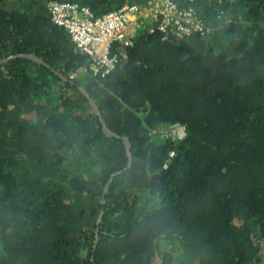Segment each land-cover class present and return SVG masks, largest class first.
Here are the masks:
<instances>
[{"label": "trees", "instance_id": "trees-1", "mask_svg": "<svg viewBox=\"0 0 264 264\" xmlns=\"http://www.w3.org/2000/svg\"><path fill=\"white\" fill-rule=\"evenodd\" d=\"M51 1L147 0H0V264H264V0H171L210 32L141 28L105 75Z\"/></svg>", "mask_w": 264, "mask_h": 264}, {"label": "built area", "instance_id": "built-area-1", "mask_svg": "<svg viewBox=\"0 0 264 264\" xmlns=\"http://www.w3.org/2000/svg\"><path fill=\"white\" fill-rule=\"evenodd\" d=\"M144 3L143 6L124 4L100 17H94L89 9L72 3L51 1L48 11L53 23L65 29L78 50L96 62L104 75L111 72L116 63L115 57L111 56L113 45L131 46L132 37L141 28L149 27L150 33L159 32L180 40L210 32L192 9H178L171 0H147ZM219 13L218 18H221L223 12ZM154 133L166 140L180 141L185 137V129L179 124L165 125ZM173 154L170 152L168 157L173 158ZM165 161L163 169L169 164L167 159Z\"/></svg>", "mask_w": 264, "mask_h": 264}, {"label": "water", "instance_id": "water-1", "mask_svg": "<svg viewBox=\"0 0 264 264\" xmlns=\"http://www.w3.org/2000/svg\"><path fill=\"white\" fill-rule=\"evenodd\" d=\"M22 57H25V58H27V59H30V60L34 61L35 63H37V64H40V65H43V66L49 67V66H48V65H47L42 59L37 58V57H35V56H33V55H22ZM7 60H9V59H7ZM4 61H6V60H2V61H0V64H1L2 62H4ZM58 76H59L64 82L67 81V79H66L65 77H63L62 75H58ZM72 84H73V83H72ZM79 91H80V92L86 97V99H87V101H88L90 107L92 108V110L94 111V113L99 117V120H100V122H101V124H102V130L104 131V133H105L106 135H108L109 137H113V138H116V139L121 138V139L124 141V143H125V149H126V154H127V157H128V165H127V168H128V167L130 166V164H131V161H132V158H131V156H130L131 144H130L129 139H128L127 137H120V136H118V135H116V134H114V133H112V132L106 131L107 128H106V126H105V124H104V122H103V119H102V117H101V115H100V112L98 111V108L96 107V104H95L94 100L90 97L89 93H88L84 88L79 87ZM113 177H114V175H112V176L110 177V180H109L108 183L106 184V187H105V189H104V193H106V191H107V187H108L109 183L112 181ZM102 215H103V211L101 212V214H100V216H99V218H98V220H97V223L100 222V220H101V218H102Z\"/></svg>", "mask_w": 264, "mask_h": 264}, {"label": "rangeland", "instance_id": "rangeland-1", "mask_svg": "<svg viewBox=\"0 0 264 264\" xmlns=\"http://www.w3.org/2000/svg\"><path fill=\"white\" fill-rule=\"evenodd\" d=\"M223 17H224V18H223ZM221 18H222L223 22H225V23H229L230 21H232V17H231V16H228L226 12L223 13V15H222ZM79 75L82 76L81 78H86V76H87V70H86V68H82V69H80V70H79ZM180 126H182V125H180ZM182 127H183V126H182ZM184 129H185V128H184ZM154 136H156V140H157V141H164V140H166V139H164V138L162 139L161 136H160L158 133H154V131H152V132L150 133V137H154ZM169 141L177 142L176 140H171V139H170ZM157 203H159L158 200H153V201L151 202V205L155 207V205H157Z\"/></svg>", "mask_w": 264, "mask_h": 264}]
</instances>
